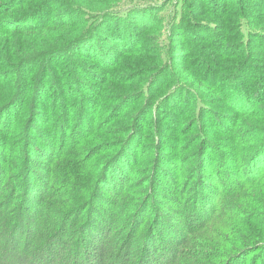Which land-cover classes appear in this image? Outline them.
<instances>
[{"label": "rangeland", "instance_id": "obj_1", "mask_svg": "<svg viewBox=\"0 0 264 264\" xmlns=\"http://www.w3.org/2000/svg\"><path fill=\"white\" fill-rule=\"evenodd\" d=\"M36 1L30 0L33 4ZM77 1L86 13H90L88 9L93 11V22L88 24L89 27L94 21L98 25L97 18H103L107 12L102 9V15L97 17L96 2L99 0ZM65 2L51 5L50 15H55L57 10L65 14L68 10ZM115 7L122 11L128 8L140 11L138 16L142 22L137 31L133 28V32L125 31L121 25H111L110 28L129 41H133L136 33L141 34V43L138 50L125 54L110 66L98 67V64L83 59L86 62V68H83L90 73V77L83 74L79 67L75 78L69 77V69L64 63L55 67V59L64 57L65 49L61 50L58 41L48 45V36H29L12 31L0 33V73L6 72L9 62L22 59L20 64L26 62L22 68L35 69L34 76L30 77L32 82L37 77L38 80L42 78L41 82L36 80L33 84V88L40 86L42 90L35 95L36 105L28 107V120L33 125H27V120L22 117L12 130L15 138L10 151L14 149L18 159L9 169L7 167L0 171L5 191L0 200L10 196L8 199L13 201L12 195L17 192L13 205L7 207L0 203V210L7 214V217L2 215L0 218V251H11L13 260L19 263L22 260L23 264H101L103 260L102 264H140L143 251H136L131 246L138 245L135 244L136 238L130 239L136 227L114 228L107 238H101L105 233L106 211H99L97 225L88 224L85 236L80 235L78 227L71 231L61 229L70 224L64 221L59 228L49 232L43 243L35 242V255L22 258L27 243L32 240L33 227L37 224L34 217L36 210L43 204L30 200L23 206L18 201L41 191L43 182L35 186L36 190L28 191L26 176L21 177L22 171L27 170L22 166L24 157L17 152V148H22L26 141L20 145L18 141L27 140L45 154H51L48 150L62 144L66 153L74 145L76 134L72 135V132L86 131L90 137L98 138L93 143V152L99 154L89 157L88 164L99 167L103 156L101 145L104 140H109L110 132L100 129L101 124L117 118V114L113 113L116 105L117 113L126 112L120 115L125 121L126 116L129 118L131 113L137 111L145 118L147 127H135L140 137L131 148L140 152L147 165L141 163L140 168L143 176L151 177L150 187L154 191L161 190V193L154 192L151 212L153 216L158 212L160 222L166 225L175 223L176 217L171 214V205L164 194L168 192L171 180L165 174L160 176L159 166L168 167L170 176H177L184 183V188L190 179L195 182L193 187L184 191L186 199L183 205L186 207L194 196L190 193L202 183L200 171L219 178L221 186L226 185V189L233 179L244 175L252 158L261 156L264 160V0H116L112 8L115 10ZM49 13L43 14L48 17ZM45 15L39 16L44 18ZM59 34L61 37L70 36L63 32ZM48 48L54 53L46 55ZM33 60L36 62L33 63ZM10 67L14 70L16 65ZM10 82L4 80L2 85H10ZM60 90H64L65 95H61ZM119 90L120 98L116 94ZM3 92L0 90V95ZM49 100H53L54 107L47 108ZM121 100L127 103L119 109ZM62 109L69 112L70 119L62 117ZM160 122L161 126L158 125ZM18 135L20 139H17ZM162 156L172 157L173 163H164ZM201 159L202 164L198 163ZM56 163L54 168H57ZM32 170L40 172L35 167ZM160 182L165 185L163 190L155 187ZM207 186L211 185L206 182L201 187ZM249 186L241 189L239 194L247 192L243 196L250 194L259 199L260 206L253 204V208L258 214L256 223L264 231V199L259 190L251 187L253 185ZM260 186L264 192V184ZM79 189L81 187L76 188V192ZM55 200L59 202L61 199ZM214 213L211 216L223 212ZM181 220H184V215ZM70 226L73 228L75 223ZM125 228L127 230L124 232ZM144 235L140 236L141 242ZM107 241L121 247L120 252L126 257L119 254L111 259L106 252L109 245L100 250ZM175 246L177 243L173 248ZM80 256H83L82 260ZM160 259H153L149 264H173L163 263Z\"/></svg>", "mask_w": 264, "mask_h": 264}, {"label": "trees", "instance_id": "obj_2", "mask_svg": "<svg viewBox=\"0 0 264 264\" xmlns=\"http://www.w3.org/2000/svg\"><path fill=\"white\" fill-rule=\"evenodd\" d=\"M59 1H66L65 5L68 10L65 14H60L57 10L54 12L55 15H50L49 8ZM115 1L99 0L96 2L97 17L102 15V9H106L107 12L103 18H97L98 25L94 21L93 25L89 27L88 24L93 22V18H91L93 11L88 9L90 13H86V10L81 9L77 0H37L34 4L30 0H0V33L12 31L16 34L29 36H48V45L58 41L57 44L61 45V50L65 49L64 57L55 59V67L64 63L65 67L69 69V77L72 78L77 76L76 69L78 67L80 71L83 70V74L89 76L90 73L83 68H86V62H83V59L98 64V67L100 65L110 66L125 54L128 55L131 51L138 50V44L141 43L142 39L139 38L141 34L136 33L133 41H129L126 37L124 39L114 33L110 28L111 25L113 27L121 25L123 30L133 32L132 28L137 31L136 29L142 22L141 17L138 16L140 11L131 8L122 11L116 8L117 6L114 10L112 6ZM44 12L49 13V16L43 14ZM39 15H45V17L40 18ZM62 32L70 34V36L61 37L59 33ZM135 37L136 41L134 42ZM47 51L46 55L54 53L49 48ZM78 59L82 62H75ZM21 60L15 63L8 61L6 72L0 73V90H4L0 95V171L7 167L9 169L13 161L18 159L14 149L10 151L11 142L15 138L14 132H12L13 127L21 122L20 118L22 117L27 120V125H33V122L28 120L30 117L28 107L36 105L34 103L35 95H39L42 91L40 86L36 89L33 88L38 80L37 77L32 82V78H30L32 75L34 76L35 69L22 68L26 62L20 64ZM34 62L36 60H33ZM13 65H16L14 70L13 67H10ZM50 74L56 75V73ZM42 75L43 72L40 77ZM21 77L26 78L22 79ZM95 78L98 79L96 75ZM41 79L38 80V83L41 82ZM4 80H11L10 85H2ZM65 93L64 90H60L61 95H65ZM116 94L120 98V90ZM124 103L127 102L119 101V109ZM46 106L47 108L54 107L53 100H49ZM116 106L118 107V105ZM117 107L113 112L117 114V118L101 124L100 129L110 132L109 140H104L101 145L103 156L99 161L101 164L99 167L93 163L92 166L88 164L89 157L92 158L93 155L99 154L93 152V143L98 138L90 137L86 131L72 132V135L76 134V138L73 147L66 153V148H63L62 144L54 150H48L51 151V154H45L27 140L17 142L20 145L26 141L22 148H17V152L24 157L22 166L27 170L22 171L21 177L26 176L24 179H26L28 191L35 189V186L43 182L40 186L41 191L32 193V197L29 198L22 197L18 201V204L22 203L23 206L27 205L30 200L33 203L43 204L42 209L39 207L36 210L34 217L37 224L33 227L32 240L26 245L28 251L24 249L23 255L25 256L22 258L35 255L36 249L34 248L37 247L35 242L43 243L49 232L59 228L64 221H69L70 224L75 223V226L71 228L69 224L61 229L71 231L74 227H78L80 235L85 236L88 233V224L98 223L97 213L106 211L104 213L105 233L101 238H107L114 228L122 230L124 226L136 227L130 239L136 238L135 244L138 243V245L131 246L136 251L138 249L143 251L140 264H149L153 259L157 260L158 258H161L163 263L173 264H264V231L256 223L258 214L253 208V204L260 206L261 203L253 195L243 196L247 192L239 194L241 189L250 187V184L253 185L251 187H255L262 193L264 199L263 188L260 186L262 183L264 184L263 158L261 156L252 158L251 164L243 173L244 175L236 180L233 179L231 186L228 185L226 189V185L221 186L222 182L219 178L207 173L203 174L200 171L202 183L190 193L194 196L190 202H187L189 206L186 207L183 205L186 199L184 191L193 187L195 182L190 179L184 188V183H181L177 176H170L168 167L167 169L166 166H159L160 176L165 174L171 180L168 192L164 193L167 197L164 195L159 197H166L169 200L171 214L176 217L175 223L166 225L160 222L158 212H155L154 216L151 212L154 192L161 193V190L154 191L150 187L151 177L143 176L144 173H141L140 168L141 163L144 166L147 165L139 155L140 152L132 151L131 148L140 137L135 127L143 125L142 128L146 129V120L135 111L129 118L126 116L125 119L128 120L126 122L120 116L125 115L126 112L117 113ZM147 113L149 115L150 109L147 110ZM61 115L63 118L69 117L70 119V114L66 110L62 109ZM158 125L161 126L162 122ZM131 130L133 131L131 132ZM17 139H20V135ZM162 157L164 163H173L172 157ZM58 159L59 161H57ZM55 163L57 168H54ZM198 163L202 164L203 159ZM33 167L40 172H34ZM29 169L31 170L29 171ZM0 174L1 197V195L4 196L5 191L1 182L3 175L1 172ZM206 182L211 186L202 188L201 186ZM78 187L81 189L76 192L75 189ZM155 187H160L163 190L165 185L163 186L160 182L155 184ZM173 187L175 188L173 189ZM16 194L17 192L12 195L13 201H10L8 199L10 196H8L7 198L3 197L0 203L7 207L13 205ZM56 198L61 200L56 202ZM100 198L101 202H99ZM92 202H94L93 206ZM89 205L91 206L90 210L85 212ZM212 212H223L224 214L219 213L211 216ZM2 215L7 217L6 212L0 210V218ZM182 215H184L183 221L181 220ZM85 217H87V222ZM91 219H94L93 222L89 221ZM4 225L6 226V224ZM126 230L127 228L123 231ZM143 234L145 235L141 242L140 236ZM78 236H76V240ZM174 243H177V246L173 248ZM103 245L100 250H104L109 245V250L106 248V252L111 259H115L119 254L126 257L121 254V247L118 245L110 244L109 241ZM11 255H13L11 251L1 250L0 264H18L19 262L16 259L13 260ZM82 257L80 256L81 260ZM103 262L102 260L100 263ZM19 264H23L22 260Z\"/></svg>", "mask_w": 264, "mask_h": 264}]
</instances>
